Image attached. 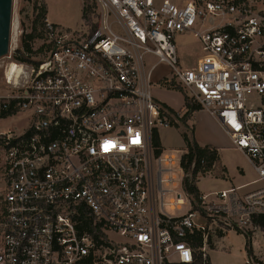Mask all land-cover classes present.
I'll return each instance as SVG.
<instances>
[{
    "label": "built area",
    "instance_id": "built-area-1",
    "mask_svg": "<svg viewBox=\"0 0 264 264\" xmlns=\"http://www.w3.org/2000/svg\"><path fill=\"white\" fill-rule=\"evenodd\" d=\"M82 2L86 32L46 17L40 48L0 57V121L21 118L0 130V264H212L229 231L250 235L244 264H264V0ZM188 32L203 49L191 66L177 44ZM159 63L170 71L155 80ZM166 86L216 118L256 172L194 203L177 191L188 208L176 215L163 173L187 149L156 144L182 117L153 94Z\"/></svg>",
    "mask_w": 264,
    "mask_h": 264
},
{
    "label": "rangeland",
    "instance_id": "rangeland-1",
    "mask_svg": "<svg viewBox=\"0 0 264 264\" xmlns=\"http://www.w3.org/2000/svg\"><path fill=\"white\" fill-rule=\"evenodd\" d=\"M176 1L182 3L184 0ZM43 8L46 9V16L44 18L48 17L49 14L54 23L64 32H74L80 35L89 29L90 25L83 14H86V11L90 10L91 5L89 3L84 4L82 0H13V30L16 28V41L12 43L11 50L17 44L22 45L25 42L28 46L34 47L35 49L42 46L44 43V35L42 33L44 18L38 20V16ZM14 24L16 25L14 26ZM20 30L23 31L22 35L19 33ZM29 35H32V37H28ZM177 44L179 54L186 66L194 65L203 54L202 44L194 32L179 35L177 37ZM2 61L0 60V63ZM169 71L165 63H159L154 70V78H163L169 74ZM153 94L160 102L167 105L170 104L177 109L182 108L184 104V107L177 111L181 116H184L187 108L185 106V94L181 88L170 86H166L165 88L154 87ZM201 110L196 114L195 120V112H191L185 123L179 120L173 126L160 131L161 144L164 152L173 153L178 157L179 154L176 153L177 149H187L183 134L191 135L194 124H196L198 132L200 131L202 142L209 143L207 141L215 142L217 140L221 145L218 151L220 161L217 162L214 169L200 172L198 174V181L196 179L199 189L204 194L213 190L229 187L235 182L240 183L253 179L255 174L246 157L235 148L226 132L224 130L222 131L219 125L215 123L213 116L211 117L203 108ZM20 122V117L0 121V130L17 127ZM220 166L225 171L221 170ZM180 167L181 164L177 162L172 166L175 169L174 171H166L163 173V178L172 176L176 179L172 184L163 183L165 189H173V191L163 195L164 202L166 203L164 210L171 215L180 214L188 208V204L177 205L172 202L177 198V191L182 193L183 198L187 195L183 192V186L180 181L182 176V172L179 170ZM242 169L245 174L242 173ZM4 190L5 180L2 174V159L0 156V200ZM171 205H174L175 208H172ZM245 241L246 238L244 235H237L232 231L227 232L222 238H216V243L211 246L212 251L210 252L212 264H244Z\"/></svg>",
    "mask_w": 264,
    "mask_h": 264
},
{
    "label": "trees",
    "instance_id": "trees-1",
    "mask_svg": "<svg viewBox=\"0 0 264 264\" xmlns=\"http://www.w3.org/2000/svg\"><path fill=\"white\" fill-rule=\"evenodd\" d=\"M45 16L46 9L43 8L38 16V20L44 18ZM83 16H85V13L83 14ZM28 37L31 38L32 35H29ZM23 44L26 46V49H30V46H28L26 42ZM185 106L187 108V111L185 112L184 116L180 118L183 123L186 122V119L191 112H196L202 109V106L200 104L193 103L187 96H185ZM167 108L173 114H177L176 110L172 107L167 105ZM183 138L187 146V152L183 154L181 162L185 172V176L183 178V188L185 193L191 198L192 202L194 203L196 200H200V197L202 195L196 182V179L198 181V174L200 172L211 170L213 168V164L220 161V155L218 152V148L210 145L201 146L200 144H198L194 137V129L192 130L191 135H187L186 133L183 134ZM156 144L157 146L162 148L161 140L158 136L156 138ZM202 160H204V162H202ZM220 168L221 170L225 171L222 166H220ZM197 242H202V237H200V235L197 237ZM245 248L247 251L251 250L250 235L246 236Z\"/></svg>",
    "mask_w": 264,
    "mask_h": 264
},
{
    "label": "water",
    "instance_id": "water-1",
    "mask_svg": "<svg viewBox=\"0 0 264 264\" xmlns=\"http://www.w3.org/2000/svg\"><path fill=\"white\" fill-rule=\"evenodd\" d=\"M13 0H0V57L6 56L12 43Z\"/></svg>",
    "mask_w": 264,
    "mask_h": 264
},
{
    "label": "crops",
    "instance_id": "crops-1",
    "mask_svg": "<svg viewBox=\"0 0 264 264\" xmlns=\"http://www.w3.org/2000/svg\"><path fill=\"white\" fill-rule=\"evenodd\" d=\"M48 18H49V20H51V21H53L52 20V18H51V16L48 14ZM54 22V21H53ZM155 80H158V78H155ZM168 106H170V107H172L173 109H175L176 111H179L180 109H182L183 107H184V104H183V107L182 108H180V109H177L176 107H174V106H172V105H170V104H168ZM200 111H202V110H199V111H196L195 112V114H194V120H195V117H196V114L198 113V112H200ZM211 116V115H210ZM212 117V116H211ZM214 118V117H213ZM214 121H215V123L217 124V125H219V127H220V129L223 131V129L221 128V125L219 124V122L217 121V119L216 118H214ZM194 137H195V140L198 142V144H200L201 146H205V145H210V146H213V147H216V148H218V150H219V148L221 147V145H220V143H218L217 142V140L215 141V142H213V141H207V142H209V143H205V142H202V139H201V134H200V131L198 132V130H197V126H196V124H194ZM160 140H161V137H160ZM185 142V141H184ZM186 144V143H185ZM249 162V161H248ZM249 164H250V166H251V169H252V171L254 172V178L253 179H255L256 178V172H255V170H254V168L252 167V165H251V163L249 162ZM224 166V165H223ZM225 168H226V166H224ZM227 169V168H226ZM227 173H228V171H227ZM242 173H244V170L242 169ZM245 174V173H244ZM253 179H250V180H247V181H244V182H240V183H237V182H235V183H233V184H242V183H247V182H249V181H252ZM227 188V187H226ZM201 191V190H200ZM201 193H204L203 191H201ZM246 238V237H245ZM245 244H246V241H245ZM245 256H246V248H245ZM212 261V260H211Z\"/></svg>",
    "mask_w": 264,
    "mask_h": 264
},
{
    "label": "bare ground",
    "instance_id": "bare-ground-1",
    "mask_svg": "<svg viewBox=\"0 0 264 264\" xmlns=\"http://www.w3.org/2000/svg\"><path fill=\"white\" fill-rule=\"evenodd\" d=\"M16 19V18H15ZM15 23H16V21H15ZM16 24H14V26H15ZM15 29L16 28H14V30H13V23H12V31H13V34H12V36H13V42L12 43H14L15 41H16V33H15Z\"/></svg>",
    "mask_w": 264,
    "mask_h": 264
}]
</instances>
